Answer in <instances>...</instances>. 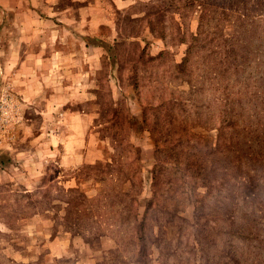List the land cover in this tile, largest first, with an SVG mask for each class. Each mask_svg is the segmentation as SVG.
Listing matches in <instances>:
<instances>
[{
  "label": "rangeland",
  "instance_id": "1",
  "mask_svg": "<svg viewBox=\"0 0 264 264\" xmlns=\"http://www.w3.org/2000/svg\"><path fill=\"white\" fill-rule=\"evenodd\" d=\"M116 1L95 0V7L84 10V21L75 24L84 36L71 40L78 60L60 77L78 97L64 109L90 114L88 133L79 140H85L79 148L86 151L87 164H60L66 149L63 143L55 149V133L48 127L57 129L61 118L42 112L43 98L52 93L30 100V88L0 71V264H264V209L239 198L238 225H246L245 235L230 249L222 197H229L235 177L227 176L221 193L215 184L209 194L211 183L202 181L209 180V165L197 168L191 148L177 142L185 125L178 101L191 111L184 142L192 144L199 135L190 121L196 94L186 82L201 81L196 74L210 70L204 67L210 57L204 49L184 73L177 64L197 33L204 0ZM206 1L218 14L232 7L220 26L231 22L232 14L248 20L264 14V0ZM1 9L0 63L9 48L4 27L12 26L10 14ZM242 19L238 30L264 35V22L251 26ZM212 25L209 20L202 29L211 31ZM235 31L232 25L224 30L229 37ZM247 44L239 51H251ZM243 108L248 115L249 96ZM253 111L248 122L256 129L264 124V113ZM73 132L66 134L70 148L77 142ZM203 137V144L213 140L207 133ZM243 151L238 177L263 174L262 160L251 171L249 150ZM260 182L258 202L264 198V175Z\"/></svg>",
  "mask_w": 264,
  "mask_h": 264
},
{
  "label": "trees",
  "instance_id": "2",
  "mask_svg": "<svg viewBox=\"0 0 264 264\" xmlns=\"http://www.w3.org/2000/svg\"><path fill=\"white\" fill-rule=\"evenodd\" d=\"M218 1L215 0L216 3ZM204 2L198 5L200 17L197 33L192 36V41L185 48L182 61L177 64L179 72L184 73L187 64L192 65L195 63L196 57H203L201 55L204 49L207 50L205 57H210L207 59V66L204 65L210 70L206 71V73L205 70L202 73L200 70L196 74V80L200 79L201 81H195L192 86L186 82V85L194 89L193 92L196 94L195 100H192L196 110L194 117L190 121H192L191 128L198 130L197 134L199 135L195 136L196 138L192 144H190L192 140H187V143L186 141L184 142L186 137L184 135V127H186L191 111L182 109L183 104L180 101H178L181 111L180 119H182L180 122L185 125L181 128V132L176 133V135L179 136L177 138L179 146H184L185 143L188 148H191V150L189 149L191 152L190 157L197 168H201L206 164L209 165V180H202L204 184L211 183V188L207 189L209 194L215 184L219 185L218 191L221 193L223 188L226 187L224 183L229 182L227 176L235 177V182L230 185L233 190L231 189L226 193L229 197H222L224 200L225 198L227 199V202H222V204L225 206L223 211L227 220V242L229 241L227 244L232 249L234 247L233 241L241 239L245 235L244 228L246 225L244 227L238 225L241 222L237 207L239 198L243 201L248 198L256 201L255 207L259 206L257 208L259 210L264 209V198L258 202L259 194L257 195L255 190L258 184H261L260 178L264 173H251L248 178L238 177L244 157V146L249 150L247 156L252 166L251 171H255L253 164L256 161L262 160L264 165V124L253 129L251 128L253 124L248 122L253 113L255 114L253 110H259L264 113V35L249 32L248 34L245 28L242 32L238 30V24L239 20H243L242 17H244V21H250L252 23L251 26H255L259 22L258 20L264 22V14L261 18H256L255 16L248 20L247 16L239 18L230 12V14L234 15L233 20L231 22L227 21L220 26L224 21L225 15L232 7H223L218 14L216 7L214 9L213 5L206 0ZM214 14L219 15L216 21ZM208 19L213 20L211 31L202 29L203 24L206 25L207 21H209ZM231 25L236 31L235 35L229 37V35H225L224 30L230 28ZM219 26L224 28L218 29ZM244 33H247L246 39L242 40ZM245 40L248 43V49L251 51L246 52V50H243L240 52L239 48L245 43ZM247 96H249L252 109L248 110L249 114L245 116L243 113V100ZM257 96H262L259 103H256ZM177 100L179 99L177 98ZM161 108L164 111L167 110L168 116L171 115L169 109H166L163 104H161ZM260 120L261 118H258V121ZM169 125H171V120ZM204 133L209 134L213 138L211 143L203 144L201 142L202 138H204ZM185 155H187V152ZM152 172L155 173V169ZM237 189L239 191L236 194L234 191ZM83 198L88 199L86 196H83ZM196 208L198 209L199 206ZM245 216L247 217V215ZM249 221L250 223L252 222L251 219Z\"/></svg>",
  "mask_w": 264,
  "mask_h": 264
},
{
  "label": "crops",
  "instance_id": "3",
  "mask_svg": "<svg viewBox=\"0 0 264 264\" xmlns=\"http://www.w3.org/2000/svg\"><path fill=\"white\" fill-rule=\"evenodd\" d=\"M60 1L0 0L1 10L10 14L12 24L7 28L4 27V33L7 34L4 41L9 48L6 49L4 61L0 63V71L9 76L15 84L30 88V100H34L41 93H52L43 98L42 112L44 117L47 115L50 117L51 113H54L55 119L61 118L57 129L52 126L48 129L51 130V135L55 133L53 135V141L57 140L54 144L55 149L60 143H63L66 149L60 154L59 161L62 167L67 168V166L76 167L88 163L86 151L82 152L79 148L85 140L83 139L82 142L79 140L88 133L90 114L85 111L74 112L64 109L66 104L73 103L78 97L70 94L73 93L74 88L68 86V83L66 85L60 77L62 72L73 70L72 64L69 63L78 60L75 58L78 57L79 52L71 40L75 43L84 35L75 28V24L84 21V10L95 7V0H68L66 6L58 7ZM22 45L29 50L22 51ZM80 70L84 71V68ZM81 80L83 83L80 82V85L84 86V79ZM69 132L75 133L77 137V142H73L76 146L73 144L71 148L67 144L65 146L66 134ZM71 149L72 152L77 150L82 153H77L79 155L75 156L70 153Z\"/></svg>",
  "mask_w": 264,
  "mask_h": 264
}]
</instances>
